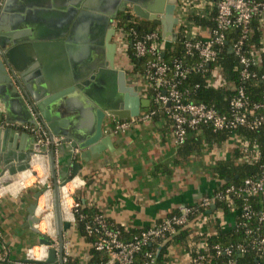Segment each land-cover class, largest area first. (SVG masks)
<instances>
[{
    "label": "crops",
    "instance_id": "obj_1",
    "mask_svg": "<svg viewBox=\"0 0 264 264\" xmlns=\"http://www.w3.org/2000/svg\"><path fill=\"white\" fill-rule=\"evenodd\" d=\"M97 1L103 4L108 0ZM8 8L7 14L2 9L0 12V38L6 44L5 53L11 55L7 60L2 59L5 69L0 70V131H21L16 142L25 147L32 145L33 135L16 125H31L26 121L36 115L24 93L40 97L48 88L66 86L70 80L86 74L89 66L94 64L92 47L95 45L91 43L90 35L95 28L92 18H84L80 25L74 27L78 12L73 15L71 11L80 8L78 0H20ZM261 29L264 33V26ZM12 34H16V38L11 37ZM115 64L118 70L126 69L119 59ZM1 78L11 79L14 88L2 84ZM128 79L131 80L129 76ZM16 90L18 92L15 93ZM72 105L78 111L84 107V103L75 97ZM149 108L142 109L141 113ZM114 119L107 116L104 130ZM111 137V149L90 161L79 157L80 150L62 144L56 155L58 177L62 181L73 177V166L80 165L78 177L73 178L79 185L77 198L112 224L124 228L125 232L152 227L217 192L222 183L215 176L214 169L220 162L232 161L238 147L235 137L212 143L204 142L206 138L201 137L203 143L197 149L191 138L185 146L177 147L172 139L171 122L162 113L147 124L136 125L126 134ZM253 149L256 151L255 147ZM42 161L45 164L44 159ZM45 172L44 179L49 177L47 182L53 184L51 173L47 176ZM45 190L41 182L30 183L24 191H1L0 252L4 249L9 251L6 264H30L26 261H41L48 257L47 247L41 244L40 236L25 227L28 209L42 193L40 214L41 201L47 196ZM208 212L206 225L201 228L193 223L190 227L194 233L185 243L171 242L164 257L165 264H191L193 253L206 247V238L217 233L218 224L223 230L234 229L236 212L225 213L218 206L212 214ZM47 217L50 219L51 215L44 219ZM42 224L39 227L41 231ZM71 224L72 228L65 233V241L71 243V258L80 264H89L92 245L79 236L76 225Z\"/></svg>",
    "mask_w": 264,
    "mask_h": 264
},
{
    "label": "built area",
    "instance_id": "obj_2",
    "mask_svg": "<svg viewBox=\"0 0 264 264\" xmlns=\"http://www.w3.org/2000/svg\"><path fill=\"white\" fill-rule=\"evenodd\" d=\"M5 1L0 0V12ZM176 10L179 11L180 16L176 17L178 25L175 32L178 39L182 37L185 55L187 57L197 55L199 61L189 64L184 59L176 57L167 61L165 56L168 45L171 46L175 42L164 40L161 30L139 32L137 29L139 20L134 13L130 20L118 22L117 26L124 22L116 32V37L122 41V47L119 50H124L133 68L127 75L131 76V81L137 86L141 85L139 82H142L141 90L144 91L142 96L150 100L152 107L150 106L151 108L140 116L129 120H118L114 117L111 126L106 128L104 133L110 137L126 134L138 124L151 122L160 113L165 114L171 122L172 139L177 147L186 144L190 131H197L202 127H211L214 132L229 131L233 134L241 128L255 131L264 127V99L250 105L247 101V90L243 85L233 88L235 96L231 101L229 116L220 114L214 107L207 104L191 101L189 91L180 88L181 81L185 80L192 71L203 72L211 65L215 66L211 71L210 86L214 88L222 86L224 81L220 75L221 69L216 64L223 48H227L236 57L240 66L241 82L247 83L259 79L264 84V74H260L264 38L261 51L251 52L247 46L253 21L258 19L261 27L264 26V0H178ZM192 18L200 22L212 23L203 25L195 21L193 25ZM229 37L234 38L232 43L228 41ZM117 45L119 47V43ZM130 54L143 64L139 71L134 70ZM16 126L34 135L37 144L46 152L53 150L57 155L63 139L51 136L42 122L38 121L36 126ZM235 139L240 143L243 140L241 137H235ZM41 157L45 161V171L49 173L48 157L46 155ZM259 158L244 157L240 161L241 163L252 162ZM29 173L31 174L27 181L18 180L22 186L20 191L26 190L30 183L34 185L42 182L46 187L45 193L52 200L53 184L47 182L49 177L42 180L34 172L33 165ZM74 179L61 189V203L62 207L66 202L69 204L72 214L71 222L76 225L77 217L84 219L81 214L84 204L77 198L79 185ZM222 185L223 183L213 195L206 196L199 203L185 207L179 213L141 230L130 239H125L122 231L112 225L104 215L94 216L92 221L86 224V233L89 237H95L91 248L107 256V261L94 264H156V254L153 252L146 253L141 263H137L136 257L148 245L168 235H176L193 223H197L201 228L204 227L208 220L206 216H203L204 213L208 212L213 204L218 203L227 204L230 212L238 214L234 228L238 232H243L244 241L227 248L217 244L212 248V253H201L200 251L205 248L202 247L192 256L191 264H210L214 257L226 256L232 259L237 252L245 255L251 251L256 256L255 264H264V209L256 210L249 201L251 198L264 197V161L257 177L248 178L240 185L224 188ZM237 201H243V203L239 206ZM49 210L53 211L52 203ZM51 214L54 215L53 212ZM52 243L53 248H58V241ZM205 245L207 246V242ZM48 250L47 247V253ZM71 252V245L65 241L63 264H70ZM8 262L9 251L4 249L0 252V264Z\"/></svg>",
    "mask_w": 264,
    "mask_h": 264
},
{
    "label": "water",
    "instance_id": "obj_3",
    "mask_svg": "<svg viewBox=\"0 0 264 264\" xmlns=\"http://www.w3.org/2000/svg\"><path fill=\"white\" fill-rule=\"evenodd\" d=\"M9 1H5L4 5L6 6L2 9L5 14L8 13L10 4L20 0ZM177 4L178 0H108L103 4L98 3L97 0H78L80 8H74L71 11L73 15L78 12L74 27L76 28L77 24L80 25L84 18H92L91 22H94L95 30H92L90 36L91 43L95 45L92 47L94 64L89 66L86 74L75 77L66 86L48 88L43 96L32 95L30 97L24 93L36 115L26 122L35 126L38 121L42 122L51 136L63 138V145L69 144L73 150H80L79 157L85 161L96 159L104 151L111 149L113 146L112 137L105 136L104 133L107 116L115 117L118 120H129L140 116L142 109L150 107L151 104L150 100L142 99L140 95L142 87L134 86V83L128 79L125 70L116 69L117 44L114 43V38L117 30L114 28L115 20L120 13L131 8V12L142 21L159 26L164 40L177 42L178 35L175 32L178 25L175 15ZM1 30L0 27V32ZM72 34L73 30H71ZM10 36L16 38V34ZM17 40L16 42H18ZM6 50V44L0 38V70L5 69V62L2 59L7 60L11 56L5 53ZM229 50L231 51L230 46ZM1 83L8 84L11 89L14 88L11 79L8 81L1 78ZM74 97L84 103L83 110L78 111L72 105ZM19 132L21 131L14 129L0 131V188L13 185L21 174L30 171L32 162L37 156L46 155L48 157L49 170L53 180L54 227L59 245L58 248H53L51 237L43 234L39 229L44 220L38 214L39 198L43 195L39 193L36 202L28 209L25 227L40 236L41 244L49 248L48 257L44 261L27 260L26 262L30 264H63L65 233L72 228V224L64 218L61 189L73 178L78 177V170L81 166L75 164L73 177L60 180L55 152L53 150L46 152L42 149L37 144L34 135L32 145L25 147L17 145ZM228 181L229 179H227ZM216 209L217 206L213 204L208 214H212Z\"/></svg>",
    "mask_w": 264,
    "mask_h": 264
},
{
    "label": "trees",
    "instance_id": "obj_4",
    "mask_svg": "<svg viewBox=\"0 0 264 264\" xmlns=\"http://www.w3.org/2000/svg\"><path fill=\"white\" fill-rule=\"evenodd\" d=\"M192 20L203 25H208L212 23L200 22L198 19L195 18H192ZM125 21L128 20L126 19ZM138 22L139 25L137 26V29L141 33L155 31L158 28V26L152 23H145L141 21ZM232 37H229L228 41L230 43H232V41L234 40V38ZM263 38L264 33L262 32L261 24L258 19H256L251 25V34L247 43V46L249 47L251 52L261 51V49L263 48ZM182 47V37L180 36L177 42L173 43L171 46L168 45L165 59L167 61H171L175 57L182 58L185 60L186 63L189 64H195L199 61L197 55H195L194 57H187ZM130 58L132 63L134 64V70L139 71L140 69H142L143 64L141 62L137 61L131 54ZM216 65L220 67V75L224 81V84L220 87L214 88L211 87L209 84L212 75L211 71L213 70L215 65L206 67V71L203 72L192 71L185 80L181 81L180 88L181 90L189 91L191 101L195 103L207 104L210 107H214L218 112H220V114L229 116L231 114V101L235 96V92L233 91V88L235 87L237 88L241 85L245 87V89L247 90V101L250 105L254 103H259L264 99V84L259 79L255 81H249L247 83H243L240 81V66L237 62L236 57L231 54L227 48H223L219 53V58ZM260 74H264V53H261ZM197 133L201 134H199V136H196ZM189 135L190 137H188L187 141L192 138L191 141L195 144L196 149L199 148V146L203 143L201 137L206 138V140L204 141L206 143H212V141H226L230 138H233V136H235L236 138H243L241 143L238 142L236 157H234L232 161L220 162L218 166L214 169V174L217 179H219L221 183H223V188L230 185H240L244 180L248 178H255L259 175L260 166L264 161V127L255 131L241 128L234 134L229 131L214 132L211 127H202L197 131H190ZM253 147L256 148V151H254ZM244 157L260 158L257 161L241 163L240 160ZM227 179H229L228 182ZM249 201L255 207L256 210L264 209V197L256 199L251 198ZM242 203L243 201H237V204L239 206ZM217 206L219 210H223L225 213H229V207L227 204L218 203ZM81 214L84 216V219L82 220L80 217H77V233L79 234V236L86 238L92 244L95 241V237H89L87 235L86 224L88 222H91L94 216L100 213L96 209L89 208L84 205V209ZM203 216L207 217L208 215L204 213ZM114 226L122 231L125 239H130L132 236H135L140 232H125L124 228L117 225ZM193 233L194 231H192V227H188L179 231L176 235H168L166 238L151 245H148L147 247H145L144 251L141 254L137 255V263H141L143 261L144 255L146 253L153 252L156 254V264H165L164 257L168 252V248L171 242L178 240V242L180 243H185L188 238L193 235ZM244 237L245 236L243 232H238L235 228L231 230H223L218 224L217 233L213 236H210L209 238H206L207 246L200 252L212 253V248L217 244L221 245L223 248H227L231 245L240 244L244 241ZM195 254L196 252L193 253V256ZM89 256V264L107 261V256L95 251L93 248H91ZM255 261V253L251 251L245 255H240L237 252L232 259L226 256L214 257L210 264H230L231 262L236 264H255ZM70 264L80 263L78 260H73V258L70 257Z\"/></svg>",
    "mask_w": 264,
    "mask_h": 264
},
{
    "label": "rangeland",
    "instance_id": "obj_5",
    "mask_svg": "<svg viewBox=\"0 0 264 264\" xmlns=\"http://www.w3.org/2000/svg\"><path fill=\"white\" fill-rule=\"evenodd\" d=\"M175 15H176V17H179L180 16V13H179V11H177L176 10V13H175ZM142 22V21H141ZM124 23V22H123ZM123 23H120L118 26H117V29H120V25L121 24H123ZM195 23L196 22H192V24L193 25H195ZM122 26V25H121ZM190 27V26H189ZM156 30H161L159 27L156 29ZM116 42L117 43H119V49H121V47H122V41L121 40H119V38L118 37H116ZM118 59L120 60V61H122V63H123V65L126 67V72L128 73V74H130L131 72H132V70H133V68H132V65L130 64V60H129V58L127 57V55L124 53V50H119V57H118ZM131 76L129 75V78H130ZM139 84H141L142 85V82H139ZM141 85H139V86H141ZM143 92L144 91H142V90H140V95H143ZM33 169H34V172L35 173H38V174H40V177H41V179H44V176H45V173L46 172H44L43 170H42V168L41 167H34L33 166ZM50 173V172H49ZM49 173H47V176L49 175ZM35 180V179H34ZM41 203H42V205H41V208L43 209V208H45V200L43 199L42 201H41ZM54 211V210H53ZM53 211H50L49 209H47V211L45 210V212H44V214H40L41 215V217H43V218H45L47 215H50L51 214V212H53ZM54 213V212H53ZM54 217V216H53ZM44 221V220H43ZM46 224V225H45ZM53 225H54V221H53ZM46 226H47V223H46V221L45 222H43V224H42V233L43 234H45V235H48V236H50L51 237V239H52V242H56V241H58V238H57V235H55L56 234V229H55V227L53 226V233L51 234V233H49L48 232V230H46ZM55 233V234H54ZM55 235V236H54ZM68 243L69 244H71L70 243V241H68Z\"/></svg>",
    "mask_w": 264,
    "mask_h": 264
},
{
    "label": "bare ground",
    "instance_id": "obj_6",
    "mask_svg": "<svg viewBox=\"0 0 264 264\" xmlns=\"http://www.w3.org/2000/svg\"><path fill=\"white\" fill-rule=\"evenodd\" d=\"M42 157L41 156H37L36 158H34V160H33V162H32V165L34 166V167H41L42 168V170L45 172V168H44V164H43V161H42V159H41ZM47 171V170H46ZM30 174L31 173H29V172H27L26 174H24V175H22V178H21V180L23 181V180H26V179H28L29 177L28 176H30ZM20 175V176H21ZM20 176L18 177V180H19V178H20ZM28 177V178H27ZM17 180V185L15 184H13L14 186H12V187H10L8 190H5V189H3V190H0V194H1V191L3 192V191H18V190H20V188L22 187L21 185H20V183H19V181ZM16 186V187H15ZM20 192V191H19ZM4 193V192H3ZM44 200H45V208H41V210H40V214H44V212H45V210L47 211V209H50V207H51V203H52V200H51V198H50V196L49 195H47L46 197H44L43 198ZM68 203L66 202V203H64V206H63V212H64V218H65V220L66 221H71L72 220V214H71V211H70V209H69V207H68ZM54 212V211H53ZM51 215V218L49 219L48 217L46 218V219H44V221L43 222H45L46 221V223H47V226H46V230H48V232L49 233H53V221H54V215H52V214H50ZM46 225V224H45ZM55 234V233H54ZM56 235V234H55ZM54 235V236H55ZM47 253V252H46ZM39 254H37V256H38Z\"/></svg>",
    "mask_w": 264,
    "mask_h": 264
},
{
    "label": "flooded vegetation",
    "instance_id": "obj_7",
    "mask_svg": "<svg viewBox=\"0 0 264 264\" xmlns=\"http://www.w3.org/2000/svg\"><path fill=\"white\" fill-rule=\"evenodd\" d=\"M131 11H132L131 8H127L125 12L120 13V14L118 15V17L116 18L115 23H114V28H115L116 30H117V24H118V22H120V21H125L126 19H127V20H130V19L132 18V14H133V13H132ZM116 34H117V33H116ZM115 39H116V37L114 38V43L117 44V42H116ZM118 57H119V47H118V45H117V48H116V55H115V63H116Z\"/></svg>",
    "mask_w": 264,
    "mask_h": 264
}]
</instances>
